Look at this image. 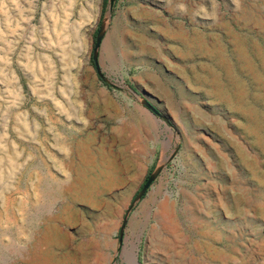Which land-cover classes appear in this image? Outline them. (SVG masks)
I'll use <instances>...</instances> for the list:
<instances>
[{"label":"rangeland","instance_id":"rangeland-1","mask_svg":"<svg viewBox=\"0 0 264 264\" xmlns=\"http://www.w3.org/2000/svg\"><path fill=\"white\" fill-rule=\"evenodd\" d=\"M108 5L0 0V264H264V0Z\"/></svg>","mask_w":264,"mask_h":264},{"label":"water","instance_id":"water-1","mask_svg":"<svg viewBox=\"0 0 264 264\" xmlns=\"http://www.w3.org/2000/svg\"><path fill=\"white\" fill-rule=\"evenodd\" d=\"M112 6V0H109V5H108V9H111ZM101 42V33H98L96 35V39L94 42V46H93V54H92V58H93V62L96 68V71L98 72V74L100 76H102V72H101V68L99 66V62L97 59V49L99 48ZM131 91L135 92L133 89H131ZM144 103L146 104V106L150 109V111L156 116H163V114L152 104L150 103L147 99H144ZM168 143V140H167ZM178 147L176 146L174 151L170 154V155H165L162 159V161L148 174V176L146 177L145 181L143 182L142 186L140 187V189L137 191V193L134 195L132 201L129 203L126 213L122 219L121 225H120V229H119V243L122 244L124 243V234H123V230H124V226L126 224L127 221V216L129 211L131 210V208L133 207L134 203L143 195V193L146 191V189L149 187V185L151 184L152 180L155 178V176L157 175V173L160 171L162 165L164 164V162L168 159H170L174 154L175 151ZM133 251H132V263L133 264H138L139 260L137 258V244L134 243L133 244ZM122 248H123V244H122Z\"/></svg>","mask_w":264,"mask_h":264},{"label":"crops","instance_id":"crops-1","mask_svg":"<svg viewBox=\"0 0 264 264\" xmlns=\"http://www.w3.org/2000/svg\"><path fill=\"white\" fill-rule=\"evenodd\" d=\"M152 113V112H151ZM153 114V113H152ZM153 116L155 117V118H158V117H156L154 114H153Z\"/></svg>","mask_w":264,"mask_h":264},{"label":"trees","instance_id":"trees-1","mask_svg":"<svg viewBox=\"0 0 264 264\" xmlns=\"http://www.w3.org/2000/svg\"><path fill=\"white\" fill-rule=\"evenodd\" d=\"M107 0H104V3H106Z\"/></svg>","mask_w":264,"mask_h":264}]
</instances>
